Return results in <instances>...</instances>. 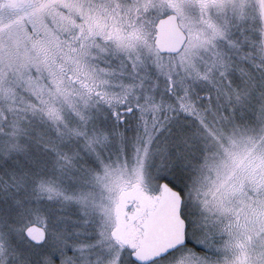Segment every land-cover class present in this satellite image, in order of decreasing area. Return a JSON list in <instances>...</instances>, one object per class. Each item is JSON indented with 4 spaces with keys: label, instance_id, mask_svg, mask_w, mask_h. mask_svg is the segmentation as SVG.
<instances>
[{
    "label": "snow or ice",
    "instance_id": "obj_1",
    "mask_svg": "<svg viewBox=\"0 0 264 264\" xmlns=\"http://www.w3.org/2000/svg\"><path fill=\"white\" fill-rule=\"evenodd\" d=\"M0 264H264V0H0Z\"/></svg>",
    "mask_w": 264,
    "mask_h": 264
}]
</instances>
